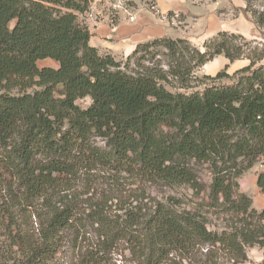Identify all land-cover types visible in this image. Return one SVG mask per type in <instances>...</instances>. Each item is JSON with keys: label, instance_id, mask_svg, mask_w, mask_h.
<instances>
[{"label": "trees", "instance_id": "trees-1", "mask_svg": "<svg viewBox=\"0 0 264 264\" xmlns=\"http://www.w3.org/2000/svg\"><path fill=\"white\" fill-rule=\"evenodd\" d=\"M46 1L50 5L0 0V236L14 249L0 264H49L69 234L89 223L98 247L78 252L71 264H104L103 255L121 239L136 249L139 264H164L171 252L196 243L236 256L244 246L264 249V205L253 210L237 183L264 157V52L221 31L202 50L184 39H153L121 63L89 44L79 3ZM251 12L264 29V11ZM155 48L166 51L165 70L142 64ZM218 56L248 64L233 75L227 66L204 75L210 84L201 83L200 92L165 87L173 80L188 89ZM44 60L57 67H38ZM222 79L233 81L214 84ZM203 164L211 176L207 187L196 172ZM96 168L205 194L211 209L241 218L242 226L209 231L199 212L178 211L172 202L157 203L143 216L128 214L125 224L111 222L101 202L79 213L66 192ZM255 184L264 198V171Z\"/></svg>", "mask_w": 264, "mask_h": 264}, {"label": "rangeland", "instance_id": "rangeland-1", "mask_svg": "<svg viewBox=\"0 0 264 264\" xmlns=\"http://www.w3.org/2000/svg\"><path fill=\"white\" fill-rule=\"evenodd\" d=\"M124 2L128 10L141 7L148 11V7L151 4L156 5V0H124ZM242 2V8H238L232 3V0H182L181 13L175 11L166 13L169 16V20L172 18L177 20V26L174 29L179 38L171 39L182 38L192 47L202 50L203 42L210 39L202 38L209 16H217L219 20H224L230 24L238 25L239 22L246 26L251 23L254 24L250 18V12H263L264 0H248L247 5L244 0ZM244 8H247L248 13H244ZM149 14L156 21H159L153 14ZM100 20L98 18V21ZM107 20L110 26L117 21L112 16L108 17ZM12 24H9L10 28ZM244 38L251 43V47L264 52L263 28H258L254 24L251 35ZM147 58L148 60L142 63L144 66L148 68L157 67L162 70L166 69V63L169 60L166 51L162 48L153 49L151 55ZM116 60L124 63L126 58H116ZM130 64L131 67H134L132 62ZM261 64H264V59L260 62ZM46 66L54 68L57 67V64L50 60L38 63V67ZM209 72L211 73V70ZM234 72L228 74L233 75ZM207 73H200V70H198L190 80L189 88L186 90L177 88V83L173 80L165 87L171 92H200L203 88L201 83L210 84L202 78ZM216 73L208 74V76H215ZM232 81L230 79H222L215 81L214 84H229ZM31 91V89L28 90V92ZM78 105L85 107L87 101H79ZM98 145L101 146L102 144L98 143ZM262 169H264V157L259 158L251 168L242 173L237 179L240 192L250 199L251 208L256 212H259L264 204L263 196L255 184L256 175ZM196 172L199 181L207 187L211 177L207 165H198ZM66 194L75 204L79 213L84 212L86 214L90 203L101 202L103 204L102 207L106 210V217L111 222L119 221L121 224L127 222L128 214L136 212L139 216H143L151 211L157 203L167 205L168 202H172L176 204L178 211L199 212L203 216L209 231L226 233L233 231L234 227L242 226L241 218L227 214L225 210L211 209L206 202L205 194L196 197L186 187L169 188L161 183H151L136 176H113L100 168L80 174ZM95 229L96 227L89 223L80 229L79 234H69L62 250L49 264H71L78 252H85L90 248L94 249V247L97 249L98 242ZM133 233H137V231H133ZM13 252L14 249H11L5 239L0 236L1 259L13 258ZM103 257L104 264L140 263L136 249L132 248L131 243L124 239L115 243ZM263 259L264 249L257 245L242 247V254L236 256L225 247L219 245L196 243L185 251L171 252L164 264H260Z\"/></svg>", "mask_w": 264, "mask_h": 264}, {"label": "crops", "instance_id": "crops-1", "mask_svg": "<svg viewBox=\"0 0 264 264\" xmlns=\"http://www.w3.org/2000/svg\"><path fill=\"white\" fill-rule=\"evenodd\" d=\"M182 0H156L158 8L168 13L175 11L181 13ZM238 8H242V0H232ZM135 17L133 22H129L124 12H113L112 17L116 18L114 25L108 24L109 14L103 11L100 17V21L95 26H89L91 34L89 44L96 48L100 54H109L113 58H126L138 44H142L157 38H177L174 27L177 26V20L175 18L172 21L159 22L156 21L152 15L149 14L144 8H138L129 10ZM243 17V16H242ZM221 21V22H220ZM254 28V24L246 26L244 24H230L224 20H219L217 16H209L206 21L205 31L203 32V39L214 37L218 32L225 31L248 37L251 35V30ZM179 38V37H178ZM182 39V38H181ZM248 62L246 60H238L233 63H229L225 58L218 56L212 61L206 63L201 69L200 73H216L227 66L226 73L234 72L244 66ZM56 68V67H54ZM211 70V73L209 72ZM264 171V169H262ZM264 200V198H263ZM264 205V204H263Z\"/></svg>", "mask_w": 264, "mask_h": 264}, {"label": "built area", "instance_id": "built-area-1", "mask_svg": "<svg viewBox=\"0 0 264 264\" xmlns=\"http://www.w3.org/2000/svg\"><path fill=\"white\" fill-rule=\"evenodd\" d=\"M42 5H50L46 0H29ZM81 5L83 11L77 13L80 22L89 27L95 26L98 23V18L101 17L103 11H106L111 17L113 12H124L129 22L135 20L134 15L125 7L124 0H73ZM148 12L153 14L160 22H170L169 16L162 12L157 5L151 4L148 7Z\"/></svg>", "mask_w": 264, "mask_h": 264}]
</instances>
